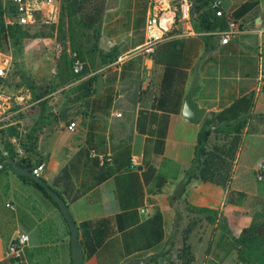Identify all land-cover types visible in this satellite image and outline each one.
I'll return each mask as SVG.
<instances>
[{"label":"crops","instance_id":"1","mask_svg":"<svg viewBox=\"0 0 264 264\" xmlns=\"http://www.w3.org/2000/svg\"><path fill=\"white\" fill-rule=\"evenodd\" d=\"M0 1L3 8L14 7L11 0ZM219 1L225 17L213 15V30L207 32L195 14H181V0H104L96 43L104 57L86 54L88 73L42 98L48 100L46 110L32 118L26 111L40 100L30 101V89L19 94L18 87L24 84L15 60L21 57L10 55L5 86L18 105V115H23L16 117L15 125L20 136L28 126L31 165L45 164L40 178L70 210L84 264H126L148 256L155 257L149 264H181L183 250L192 255L191 264H240L234 239L260 217L256 211L264 204L262 189L248 194L241 207L227 204L229 190L197 181L177 196L206 118L252 95L243 136L264 138V0H257L253 10L234 20L239 32L226 44L220 33L228 29V17L254 0ZM156 10L172 11L176 19L149 56L139 48L145 41V22ZM14 17L3 18L13 24ZM91 33L86 36L87 50L95 43ZM57 47L52 55H24V60L39 64L36 77L26 73L34 89L53 80ZM108 58L113 59L102 64ZM48 62L50 70L44 68ZM22 66L31 69L27 63ZM194 75L195 104L206 110L199 124L182 117ZM91 78L93 92L79 101L70 121L62 126L51 115L57 112L58 116L60 109L70 105V99L79 95V85ZM98 79H102L99 92ZM71 123H75L73 130L68 129ZM14 145L15 151L22 150L18 142ZM135 206L139 222L123 229L136 217L127 215ZM194 207L215 213H199ZM156 210L161 225L153 219ZM104 219L106 227L103 223L88 227L83 235L81 223ZM105 230L113 233L89 255L90 236L95 232L101 237ZM21 233L29 236V243L23 258L15 260L6 249ZM0 263L72 264L70 231L61 212L11 167L0 173Z\"/></svg>","mask_w":264,"mask_h":264},{"label":"trees","instance_id":"2","mask_svg":"<svg viewBox=\"0 0 264 264\" xmlns=\"http://www.w3.org/2000/svg\"><path fill=\"white\" fill-rule=\"evenodd\" d=\"M210 1L193 0L191 4V13L197 16L201 29L207 32L213 30V15L216 17L215 13L209 8ZM257 5V0L244 3L233 13V20L240 19ZM103 7L104 0H61L56 18H45V23L37 27L5 23L4 15L15 16V8H3L0 1L1 49L10 43L14 46L35 44L39 48L38 56L48 53L47 46L51 47L54 44V46L58 45L59 49L53 80L45 83L43 86H39L38 89L29 87L31 94L30 101H40L26 111L27 116L32 118L38 113L41 115L46 110L48 104V100L42 98L49 95L56 88L71 84L88 73V68L84 64V56L86 54L96 52L101 58L104 57L103 52L98 50L96 44L99 38L98 24L103 13ZM201 10L202 13L200 14ZM45 29L47 30L45 31ZM88 31L92 32L90 36L95 42L92 44L90 50H87L85 45L87 43L86 36ZM73 54L83 62V68L79 73L73 72ZM112 59L103 60L102 64L110 62ZM93 82V78L82 82L77 88L80 91L79 95L70 99L69 103L74 104L87 98L93 92ZM262 92L264 93V84ZM252 107L253 96L249 95L248 97L238 99L227 109L204 120L197 135L193 161L185 173L177 196H181L186 186L192 181L213 184L224 190H229L226 200L227 204L238 207L244 204L248 194L254 193V167L263 157L264 138L243 136L247 125L246 116ZM51 116L56 121L58 120L57 112ZM20 117L23 118V115L17 116V118ZM25 127L26 129L22 136H20L19 125H14L0 131L4 150L8 152L7 157H0V165L5 160L11 159L15 160L22 168L32 167L31 155L33 150L29 139L31 135L28 134V126ZM12 139H15L16 143L18 142V145L25 153L20 159L17 158L15 142L12 143ZM7 168L10 167H5L0 173ZM18 177L38 188L56 206L55 202L40 185L24 176L18 175ZM136 206L130 209L131 211H128L129 213L127 214L130 216L135 215L136 217L128 224H125L123 229L135 226L139 222L134 211ZM193 210L199 213H215V211L207 208L194 207ZM153 219H157L159 225H161V216L158 210H156ZM63 220L66 223L64 218ZM102 223L106 227L107 219L81 223L79 226L83 229L84 235L88 227L96 228L98 225H102ZM112 233L111 230H105L103 236L98 237L93 232L90 236L89 255L96 252L97 248ZM234 245L238 248L237 260L240 264H264V219L255 220L248 227L242 229L238 237L234 239ZM181 258V264H191L193 261L192 255L187 250L181 252Z\"/></svg>","mask_w":264,"mask_h":264},{"label":"built area","instance_id":"3","mask_svg":"<svg viewBox=\"0 0 264 264\" xmlns=\"http://www.w3.org/2000/svg\"><path fill=\"white\" fill-rule=\"evenodd\" d=\"M15 8L16 24L22 26H41L45 23V18L55 19L59 11L61 0H11ZM192 0H181L180 10L183 16H188L191 12ZM209 8L216 17L224 18L225 14L221 10V2L219 0H211ZM176 14L168 10L152 11L148 16L144 25L145 41L139 48L140 51L152 56L156 47L162 43L175 24ZM12 24L11 20L8 22ZM239 30L232 17H228V29L221 32L223 35L222 43L226 44L233 35ZM57 53L59 49H56ZM73 72L79 73L83 68V62L73 54ZM11 67L10 55L2 52L0 46V131L8 127L14 126L16 117L20 113L16 104L13 102L12 96L8 93L5 81ZM75 123L68 126L69 130H73ZM17 158L24 156L23 150L15 151ZM3 157H7L8 152L3 151ZM45 168L44 163H36L30 168V172L35 177H41ZM264 169V161L261 165ZM258 180L262 181V175H258ZM145 210L141 209L143 213ZM29 243V236L25 233L18 234L7 245L6 253L15 260H21L25 254V250Z\"/></svg>","mask_w":264,"mask_h":264},{"label":"water","instance_id":"4","mask_svg":"<svg viewBox=\"0 0 264 264\" xmlns=\"http://www.w3.org/2000/svg\"><path fill=\"white\" fill-rule=\"evenodd\" d=\"M15 23L16 22H13V24ZM196 86H197V77L196 75H194V79L191 84V87L184 99L183 109H182L183 119L191 124H199L206 112L204 108H199L195 104L194 95L196 91ZM101 88H102V79H98L96 84V91L99 92ZM79 105L80 102L67 105L59 110L58 121L62 126H65L70 121L71 119L70 113L74 111ZM5 167H11L12 171L15 174L24 176L30 179L31 181L37 183L38 185H40L43 188V190L47 193V195L55 202L63 218L66 220V223L70 231V250H71L72 264H84V255L81 245L79 243L78 227L70 213L68 206L60 197V195L56 193L52 188H50L42 178L33 176L30 172V168L20 167L15 160H11V159L5 160L0 165V171ZM154 258H155L154 256H148L143 259L133 260L126 264H149L151 260ZM161 262H163V259H161Z\"/></svg>","mask_w":264,"mask_h":264},{"label":"rangeland","instance_id":"5","mask_svg":"<svg viewBox=\"0 0 264 264\" xmlns=\"http://www.w3.org/2000/svg\"><path fill=\"white\" fill-rule=\"evenodd\" d=\"M9 22V21H8ZM47 29H45L46 31ZM47 43V42H46ZM53 43V42H52ZM47 49H48V54L49 55H52L54 53V50H55V46L54 44L50 47V46H47ZM38 51H39V48L35 46V44H24V45H18V46H14L12 45L11 43L8 44L7 46H4L2 48V52L5 53V54H8V55H12V56H15V57H21V60L18 61V60H15V63H17V67H18V72H17V75L20 77L22 81V84H24L22 87H18L20 90L18 91L19 94H25V91L26 89H29V87L31 86L30 84L33 83L31 81L27 82V71H30V77L32 79V77H36L35 76V73L37 74V70L39 69V64H38V61H33V60H24V55H29V54H36L38 55ZM23 63V64H28V65H31V69L30 70H26V67L22 66L20 67V64ZM45 69L47 70H50L51 69V64L48 62L45 66H44ZM27 69H28V66H27ZM26 78V79H25ZM11 87V85H9ZM27 98H24V100L26 101ZM23 150V149H22ZM3 151L4 150V145H3V141L1 140V137H0V157L3 156ZM264 161V153H263V157L256 163L255 167H254V171H255V177H254V188H255V191L256 190H261V192L264 193V169L261 168V165ZM258 175H262V181H259L258 180ZM254 191V193H255ZM253 193V194H254ZM258 210L256 211L257 213L261 214L260 217H257L256 220H261V219H264V204L263 205H260L259 207H257Z\"/></svg>","mask_w":264,"mask_h":264}]
</instances>
